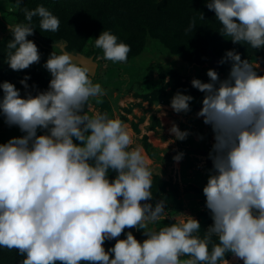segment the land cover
Returning a JSON list of instances; mask_svg holds the SVG:
<instances>
[{
  "label": "clouds",
  "instance_id": "9594fccd",
  "mask_svg": "<svg viewBox=\"0 0 264 264\" xmlns=\"http://www.w3.org/2000/svg\"><path fill=\"white\" fill-rule=\"evenodd\" d=\"M15 0L13 9H20ZM220 34L252 50L264 48V0H209ZM28 23L9 25L7 63L22 71L40 62L33 17L41 31L55 33L60 20L44 6L22 8ZM201 19H204L203 15ZM54 47L43 67L51 79L33 95L25 76V94L8 81L0 84V115L24 135L0 144V248L15 250L21 264H264V74L260 63L228 50L219 64H230L225 78L207 70L208 82L193 78L204 94L196 113L210 126L212 169L203 195L213 223L201 235L198 219L182 214L167 218L166 201L153 204V172L142 149L132 147L128 126L107 113L85 112L90 99L102 103L107 93L94 83L93 71ZM101 59L126 63L131 48L103 31L94 40ZM191 95L177 92L170 107L189 113ZM166 115V113H161ZM42 131L43 134H38ZM184 141L187 130L169 128ZM78 141L79 143H76ZM173 141H171L172 143ZM183 153L173 157L179 162ZM116 176L109 179V172ZM142 230L137 240L132 231ZM116 240L106 250L105 241Z\"/></svg>",
  "mask_w": 264,
  "mask_h": 264
},
{
  "label": "rangeland",
  "instance_id": "374dc122",
  "mask_svg": "<svg viewBox=\"0 0 264 264\" xmlns=\"http://www.w3.org/2000/svg\"><path fill=\"white\" fill-rule=\"evenodd\" d=\"M70 1L76 5L73 8L75 12L92 19L86 20L85 29H72L70 44H67L65 49L74 47L77 52L82 51L85 55L93 56L97 67L91 78L94 83H100L107 93L101 97L102 103L98 104L95 99H90L85 106V112L89 115L95 112L107 113L109 118H119L128 126L133 139L132 147L139 146L142 149L153 172V199L149 203L154 206L157 201H166L167 218H162L150 227L159 229L171 224L172 218L182 213L198 219L202 235L213 221L210 211L206 208L203 192L201 195V192L194 191L195 189L192 191L191 188L194 187L188 184V181L194 177L195 170L204 159L196 153V149L200 146H210L209 134L212 130L203 123V118L196 116L202 106L204 94L193 88L191 81L193 78L203 82L209 81L206 73L212 68L209 66L208 45H213L214 48L216 46V53L221 58L228 50L234 49L240 53L242 59L258 61L260 74H264V48L252 50L246 45L234 44L230 38L221 35V25L216 20L215 13L206 6L209 0H167L165 4L162 3L163 9H160V5L154 8V18L144 26L139 24L142 20L138 15H146V11L140 12V8L151 10V7L161 3V0H89L93 7L89 6L88 0ZM51 2L54 3V0ZM57 2L58 0L56 4H59L63 1ZM14 3L15 0H0V41H10L12 34L9 25L17 23L14 20L17 9L12 10ZM173 3H178L180 10L171 15L164 8L167 9V6ZM122 6L126 8L125 13L119 15L116 11ZM64 7L65 4L60 8ZM66 7L64 12H67ZM106 8L115 11L119 16L106 17L103 11ZM55 12H52L53 15ZM202 15L204 19H201ZM103 31H110L117 36L118 42L130 46L131 51L126 63L105 61L100 58L103 55L102 50H94V40ZM33 40L41 57L40 62L36 64L39 71L37 81L46 83L41 89L45 91L51 75L43 65L53 51L59 53V49L54 47L58 43H51L50 40L49 44H45L37 39ZM8 42L0 44V48H6ZM2 64L8 63L4 60ZM230 66L228 63L220 64L215 70L221 78H225ZM15 72L17 71L11 70L9 75H14ZM17 83L16 88L23 96L19 81ZM178 91L194 98L190 103L189 113L177 114L170 107L171 99ZM162 112L166 115L162 116ZM173 123L182 131L187 130L190 133L184 141L175 140L169 133ZM38 134L43 133L38 131ZM22 135L24 133L18 127H9L0 115V144ZM178 153H183V156L176 162L173 157ZM115 176L114 171L109 172L110 180ZM128 231H132L135 238L141 242L146 239L142 230L127 228L117 239L126 238ZM115 243V239L105 241L104 247L108 250ZM12 251L0 248V264H20L10 260L3 263L2 258L8 257Z\"/></svg>",
  "mask_w": 264,
  "mask_h": 264
},
{
  "label": "trees",
  "instance_id": "16d2710c",
  "mask_svg": "<svg viewBox=\"0 0 264 264\" xmlns=\"http://www.w3.org/2000/svg\"><path fill=\"white\" fill-rule=\"evenodd\" d=\"M51 1H53V0H22V6L20 9L16 10L14 20L17 21V23H28V21H26V19H25L24 12L22 11L23 7H26L29 10H33L36 7L42 5L45 8H47L48 10L50 9L49 11H51V12L56 11L54 15L56 17H58V19L60 20V26H59L58 31L55 33L41 31V29L39 27L40 18L38 16L33 17L32 26L34 27V35L29 36L28 39L32 40L34 43H35V41L33 39H37V41H41L45 44H49L50 40H51L52 41L51 43H54V44L55 43H58V44L62 43V44H65V46H66L67 44H70L71 39L69 40V37L71 35L72 29L74 27H76V29H85L86 20L88 21L89 19H92V18H88V17H86L87 15L83 16V15H80L77 12H75V10L73 8L76 7V5L70 0H58V2L63 1L59 4H56V0H54V3H52ZM166 1L167 0H161V3L156 4L155 6H152L151 10L140 8V12H142V10H145L146 15H142V16L138 15L139 19L142 20V21H139V24H142L144 26V25H147L148 23H150V20L152 18H154V17H152V15L154 14V8L158 7V5H160L162 7L160 9H163V7H164L163 4H165ZM87 3L89 4L90 7H93L92 3L89 0L87 1ZM63 4H65V7L67 5V7H66L67 12H64L65 7L60 8ZM178 5H179L178 3H173V4L168 5L167 9L166 8H164V9L167 10V12H170L171 15H173V14H176V12H178L180 10ZM125 10H126V8L122 6V7H119L116 12L119 15H123L125 13ZM103 11L107 15L106 17L110 16L109 18H111V16L118 15L115 11H113V10L110 11L108 8L104 9ZM100 18L102 20H104V18H102L101 16H100ZM12 39H13V37L11 36L10 41ZM5 41L8 42V40L2 39L0 41V44L5 43ZM205 42H206V40H205ZM207 47L212 48L213 53L217 55L216 46H215V48L213 47V45H210V46L208 45ZM66 48H67L66 49L67 51L77 52L74 47H70V48L66 47ZM95 48L96 47L94 46V50H95ZM8 51H9V49L7 47L6 48H4V47L0 48V84H2L4 81H8V82L13 83L15 86H17L18 85L17 81H19V87H20V89L23 90L22 93L25 94L26 90L24 89L23 85L20 84V81L25 76H28V77H30V79H28V81H27V83L29 85V89L27 91H30L32 94L41 91V89L44 88L46 83L45 82L41 83L40 81L39 82L37 81V74L39 73V71L36 67L37 63L31 65L26 70H22L21 73L15 72L14 75L13 74L9 75V73H11L10 67L8 66V64H6V65L2 64V61H4V60L7 61ZM81 52H79V53H81ZM82 54L85 55L86 53L82 52ZM86 56H89V55H86ZM7 67H9V69ZM46 88H48V87H46ZM2 95H3V92H2V89H0V97H2ZM167 192H169V191H167ZM228 255L229 254H227L226 257ZM23 258L24 257L21 256L17 251L13 250L11 252V254H9L8 257L4 256L2 259H4L3 263H8L10 260V262L12 261V263H14L15 261H18L21 264V261L23 260Z\"/></svg>",
  "mask_w": 264,
  "mask_h": 264
},
{
  "label": "crops",
  "instance_id": "0c3cea01",
  "mask_svg": "<svg viewBox=\"0 0 264 264\" xmlns=\"http://www.w3.org/2000/svg\"><path fill=\"white\" fill-rule=\"evenodd\" d=\"M203 127L206 128L205 126H203ZM207 133H208V131H207ZM209 140H210L209 141L210 142V146L208 145V148L207 147L204 148V147L200 146L198 149H196V153L197 154L202 155L201 152H200L201 150H204V151H207V152L211 151L212 145L214 143V137H213V133L212 132L209 134ZM197 169L195 170L194 177H192V179L191 178L189 179L188 184H191L194 187V188H191L192 191L195 189L194 191H199V192H201V195H202L203 187L206 185L207 179H208V176H209V170L212 169V168L208 167L205 164V158H204L203 160H201V165ZM195 195H197V193H195ZM228 260L230 261V264H243L242 261L235 260L232 257V255L229 256Z\"/></svg>",
  "mask_w": 264,
  "mask_h": 264
},
{
  "label": "water",
  "instance_id": "95a60500",
  "mask_svg": "<svg viewBox=\"0 0 264 264\" xmlns=\"http://www.w3.org/2000/svg\"><path fill=\"white\" fill-rule=\"evenodd\" d=\"M1 37H2V34L0 32V38ZM60 46L63 48V47H65V44H61ZM68 52H70V51H68ZM71 53L74 54L73 59L75 61H78L82 64H86L90 69H92L93 73L95 72L96 67H97V62L94 60L92 55L86 56V55L79 53V52H71ZM207 54H208L209 59H210L209 66L214 70L217 69L220 65L219 61L221 60V58L213 53L212 48L208 49ZM200 152L205 158V164L208 167L212 168V161L208 158L209 152L204 151V150H201Z\"/></svg>",
  "mask_w": 264,
  "mask_h": 264
}]
</instances>
